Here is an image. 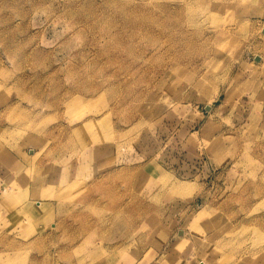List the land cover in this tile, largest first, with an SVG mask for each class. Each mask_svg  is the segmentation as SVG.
<instances>
[{
	"label": "rangeland",
	"instance_id": "1",
	"mask_svg": "<svg viewBox=\"0 0 264 264\" xmlns=\"http://www.w3.org/2000/svg\"><path fill=\"white\" fill-rule=\"evenodd\" d=\"M184 2L0 0V157L36 163L33 197L0 178V255L116 264L183 228L200 264H264V0Z\"/></svg>",
	"mask_w": 264,
	"mask_h": 264
},
{
	"label": "crops",
	"instance_id": "2",
	"mask_svg": "<svg viewBox=\"0 0 264 264\" xmlns=\"http://www.w3.org/2000/svg\"><path fill=\"white\" fill-rule=\"evenodd\" d=\"M29 154L30 155L28 156L27 159H33L34 158L32 156L33 152L29 150ZM11 160H9L8 156L5 153L1 154L0 178L3 179L7 177V179L5 180L12 178V180L15 181L16 188L14 187V184L12 185V187L15 188L16 190L15 193L19 192L20 190L26 191L29 188V195L31 194L30 197H33V193H31V189L33 188V186L32 184H30L29 178H27V181H25V178L27 176L25 170L33 169V167H36V163L31 165V164H26L23 160L19 161L18 159H12V158ZM84 166L85 167H83L82 169L81 168L82 165L78 163L77 164V167L79 168L78 170L75 166H72L75 170V173L72 172L73 170L72 169L71 172H69V175H67V180L69 179L79 180L80 182L87 181V180L92 179V177L94 179V177L97 178L98 176L103 175V173L106 170L104 168L102 169V172L101 171L98 172L97 170L93 172L92 174H88L87 165H84ZM77 173L79 175H77ZM53 174L55 175L49 176V178L46 179V181L49 182L50 184L52 182L55 184L56 179H57L55 171L53 172ZM81 174H83L82 177H81ZM75 177H78L79 179ZM31 201L37 204V207L39 208H45V207L49 208L50 207L51 209V211H49L48 213L47 219L43 221V226L40 228L41 233L42 232L45 233L48 231V229L55 227L56 213H57L56 203H53L52 201L48 199L35 200L34 198H32ZM50 212H51V215H50ZM215 218H217L216 215L214 216L213 220L209 219V222L206 225H200L201 227L200 229H198L199 231L201 232L203 231L207 235V239H206L207 243L208 242L210 243L211 241L215 243V238H213V236L217 232ZM192 225H195V224H192ZM176 234H177V238L168 246V248L166 249L167 250L166 253L158 254V253H155L151 249L148 251H144V252L143 251H139L136 253L128 252V253L123 254L121 257H119L117 259L116 264H120V263L122 264H200V261H201L200 257L194 253V250H195V244H196L195 241L199 240L201 235H196L194 233L187 232L183 230V228L177 229ZM212 254L213 253L210 252L209 255L206 256V258L202 260H204L207 264H221L219 262L220 261L219 256L212 257Z\"/></svg>",
	"mask_w": 264,
	"mask_h": 264
},
{
	"label": "bare ground",
	"instance_id": "3",
	"mask_svg": "<svg viewBox=\"0 0 264 264\" xmlns=\"http://www.w3.org/2000/svg\"><path fill=\"white\" fill-rule=\"evenodd\" d=\"M147 1V0H146ZM185 1V0H184ZM183 0H182V3L184 2ZM151 2V1H150ZM152 2H154V1H152ZM178 2V1H177ZM180 2V1H179ZM155 3V2H154ZM170 3V2H169ZM185 3V2H184ZM192 3V2H191ZM113 4V3H112ZM194 4H196V3H194ZM179 5V4H178ZM187 5V4H186ZM190 6V5H189ZM186 7V6H185ZM198 7H201V6H198ZM197 7V5H196V8H198ZM185 9H188L187 7L185 8ZM195 9V8H194ZM190 11V10H189ZM188 13V11L186 10L185 11V13ZM156 19V18H155ZM171 20V19H170ZM102 23H104V22H102ZM197 24H198V22H197ZM107 25V24H106ZM196 26V25H195ZM111 30V29H110ZM112 50V49H111ZM78 73V72H77ZM76 73V74H77ZM87 80V79H86ZM89 80V79H88ZM88 80H87V82H88ZM83 83V82H82ZM84 91V90H83ZM32 100V99H31ZM79 100V99H78ZM82 100V99H81ZM77 101V100H76ZM89 101V100H88ZM80 102H82V101H80ZM77 103V102H76ZM84 103V102H83ZM77 104H79V102L77 103ZM73 105V104H72ZM71 105V106H72ZM84 105H85V103H84ZM82 106H83V104H82ZM81 106V107H82ZM73 110V109H72ZM76 115H77V113H76ZM74 116H75V114H74ZM87 128H89V127H87ZM93 145V144H92ZM102 145V144H101ZM93 147H94V145H93ZM104 147V146H103ZM105 149V148H104ZM103 149V150H104ZM32 152V151H31ZM103 152V151H102ZM89 154V153H88ZM102 154V153H101ZM34 155V153L32 154V156ZM34 158H35V156H34ZM75 160V159H74ZM77 162V161H76ZM75 166H76V164H75ZM100 178V177H99ZM102 178V177H101ZM103 180V179H102ZM26 181V180H25ZM12 182V181H11ZM101 186L103 185V186H105L106 185V183H104V181L100 184ZM73 186V185H72ZM71 186V187H72ZM171 187V186H170ZM90 189H91V187H90ZM174 189H175V191L176 192H178V193H182L183 195H184V193L185 192H187V186L186 185H180V184H177V185H175L174 186ZM82 195H84V196H87L86 195V193H84V191H82ZM185 196V195H184ZM6 201V200H5ZM85 201H87L88 202V204L90 205V207H92V205H93V202L91 201L90 202V200H88V198H86V200ZM8 202V201H7ZM10 204V203H9ZM6 207H9V208H12V204H10V205H5ZM131 209H132V206L130 205V203L129 204H123L122 206H121V213H130V211H131ZM31 211H32V208H31ZM127 220V218L126 217H123V216H121L120 214H119V216L118 217H116V219H115V222H117L118 223V225L120 224V223H123V222H125ZM6 227V226H5ZM2 231V230H1ZM0 231V232H1ZM1 234V233H0ZM185 235V234H184ZM200 240V239H199ZM96 245V244H95ZM12 246V242L11 241H9L7 238H0V247H2V248H4V250H10V249H8V247H11ZM81 246V245H80ZM97 246V245H96ZM93 247V246H92ZM72 249V248H71ZM84 249V248H83ZM97 249V248H96ZM11 250H13V249H11ZM66 250V249H65ZM74 250V249H73ZM16 251H18L17 249H16ZM67 251V250H66ZM17 254H20V253H17ZM14 255V254H13ZM16 256H18V255H16ZM9 257V256H6V257H4L2 254L0 255V264H21V262L20 263H18V261H19V258L20 257ZM264 257V256H263ZM248 258V257H247Z\"/></svg>",
	"mask_w": 264,
	"mask_h": 264
},
{
	"label": "water",
	"instance_id": "4",
	"mask_svg": "<svg viewBox=\"0 0 264 264\" xmlns=\"http://www.w3.org/2000/svg\"><path fill=\"white\" fill-rule=\"evenodd\" d=\"M255 61L256 62H260V58H256ZM206 111H210V107L209 106L206 107Z\"/></svg>",
	"mask_w": 264,
	"mask_h": 264
}]
</instances>
